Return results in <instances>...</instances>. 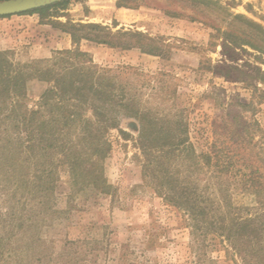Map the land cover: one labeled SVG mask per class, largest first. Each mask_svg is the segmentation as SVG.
I'll return each instance as SVG.
<instances>
[{"label":"rangeland","instance_id":"374dc122","mask_svg":"<svg viewBox=\"0 0 264 264\" xmlns=\"http://www.w3.org/2000/svg\"><path fill=\"white\" fill-rule=\"evenodd\" d=\"M85 1L69 0L44 20L37 13L0 18V51H9L15 62L44 64L56 51L74 47L63 24L107 26L101 33H83L98 34L114 46L83 40L80 48L99 66L115 71L122 90L133 95L142 112L182 120L196 152L215 155L212 182L198 172L190 177L199 191L215 189L220 228L215 235L198 237L187 214L160 196L157 181L143 172L147 156L138 141L141 122L121 115L125 134L112 129L108 135V192L70 195L63 170L54 195L61 213L42 223L35 248L7 253L0 264H264V102L259 92L237 80L235 69L256 75V68L264 70V57H254L250 48L224 57L219 38V29H228L230 13L264 25V0H124L142 9L139 18L123 26L93 17ZM47 86L28 82L31 106ZM180 168L184 178L187 169ZM10 205L0 193V210ZM249 219L260 228L256 238L252 226L242 224Z\"/></svg>","mask_w":264,"mask_h":264},{"label":"trees","instance_id":"16d2710c","mask_svg":"<svg viewBox=\"0 0 264 264\" xmlns=\"http://www.w3.org/2000/svg\"><path fill=\"white\" fill-rule=\"evenodd\" d=\"M68 1L20 14L37 13L44 20L53 17L52 9ZM236 24H240L237 31L232 30ZM227 26L219 29L224 57H236L237 49L249 53L248 48L255 51L250 53L254 57H264L262 23L242 13H230ZM61 29L71 36L74 47L56 51L44 64L38 60L15 62L9 51H0V193L11 203L0 210V261L7 253L35 248L41 241L38 229L42 223H50L61 213L54 195L63 170L69 175L70 195L108 192L104 172V161L112 149L108 135L112 129L125 134L121 115L141 122L138 141L147 156L143 172L157 181L160 196L187 214L198 237L217 234L215 189L199 191L190 177L198 172L212 182L215 155L196 152L182 120H160L142 112L133 95L122 90L115 71L99 66L80 48L83 40L114 46L98 34L83 33H101L107 26L68 22ZM235 69L240 72L237 80L254 94L259 92L258 100L264 102V70L256 68V75H249ZM223 74L231 75L230 71ZM34 79L48 86L31 106L27 88ZM180 164L188 172L184 178ZM259 184L253 182L254 187ZM253 223L249 219L242 224L252 226L250 232L256 238L260 228Z\"/></svg>","mask_w":264,"mask_h":264},{"label":"crops","instance_id":"0c3cea01","mask_svg":"<svg viewBox=\"0 0 264 264\" xmlns=\"http://www.w3.org/2000/svg\"><path fill=\"white\" fill-rule=\"evenodd\" d=\"M85 4L93 17L98 16L106 23L116 20L115 22L121 26L139 18L142 9V5L130 6L125 4L124 0H86ZM65 42L68 45L69 39L66 38Z\"/></svg>","mask_w":264,"mask_h":264},{"label":"water","instance_id":"95a60500","mask_svg":"<svg viewBox=\"0 0 264 264\" xmlns=\"http://www.w3.org/2000/svg\"><path fill=\"white\" fill-rule=\"evenodd\" d=\"M63 0H0V16L14 15Z\"/></svg>","mask_w":264,"mask_h":264}]
</instances>
